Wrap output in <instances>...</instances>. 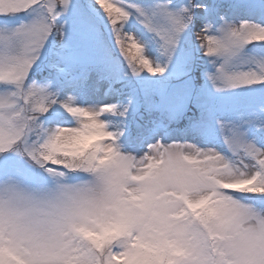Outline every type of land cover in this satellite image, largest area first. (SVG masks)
Segmentation results:
<instances>
[{
	"label": "snow or ice",
	"instance_id": "obj_1",
	"mask_svg": "<svg viewBox=\"0 0 264 264\" xmlns=\"http://www.w3.org/2000/svg\"><path fill=\"white\" fill-rule=\"evenodd\" d=\"M0 264H264V0H0Z\"/></svg>",
	"mask_w": 264,
	"mask_h": 264
},
{
	"label": "rangeland",
	"instance_id": "obj_2",
	"mask_svg": "<svg viewBox=\"0 0 264 264\" xmlns=\"http://www.w3.org/2000/svg\"><path fill=\"white\" fill-rule=\"evenodd\" d=\"M148 119H149L148 117H145L144 121H140L139 118L137 117L136 121L133 123L132 128H131L132 135H135L136 132H137V129H136V126H135L136 122L146 123Z\"/></svg>",
	"mask_w": 264,
	"mask_h": 264
}]
</instances>
